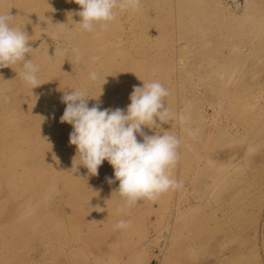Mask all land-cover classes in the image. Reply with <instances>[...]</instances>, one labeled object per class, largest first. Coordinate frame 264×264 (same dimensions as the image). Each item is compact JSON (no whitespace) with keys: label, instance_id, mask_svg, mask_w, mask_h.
<instances>
[{"label":"rangeland","instance_id":"374dc122","mask_svg":"<svg viewBox=\"0 0 264 264\" xmlns=\"http://www.w3.org/2000/svg\"><path fill=\"white\" fill-rule=\"evenodd\" d=\"M78 11L0 0L43 83L0 69V264H264V0H141L92 32ZM151 81L172 120L144 131L180 140L178 186L121 211L106 160L74 171L61 98L85 90L89 107L126 109Z\"/></svg>","mask_w":264,"mask_h":264},{"label":"clouds","instance_id":"9594fccd","mask_svg":"<svg viewBox=\"0 0 264 264\" xmlns=\"http://www.w3.org/2000/svg\"><path fill=\"white\" fill-rule=\"evenodd\" d=\"M80 6L76 22L81 31L92 32L97 25L106 28L116 19L117 10L137 11L141 0H74ZM14 17L0 13V69L20 64V76L31 90L43 83L37 75L39 68L27 57L34 51L30 36L10 24ZM91 81L98 79L95 72L89 74ZM168 90L159 82H143L134 86L130 104L126 109L104 108L99 102L89 107L85 90L66 92L61 102L66 104L61 123L72 126L69 143L76 147V157L89 175H98V169L106 160L114 169L109 184L119 181L114 191L123 199L124 211L144 199L155 200L169 189L177 187L172 169L179 158L180 140L170 130L149 135L144 127L171 123L172 116L164 104ZM96 99L98 98H91ZM159 122V123H158ZM137 136L142 137L138 140ZM74 158V159H75ZM130 221L121 220L117 228L127 229Z\"/></svg>","mask_w":264,"mask_h":264}]
</instances>
